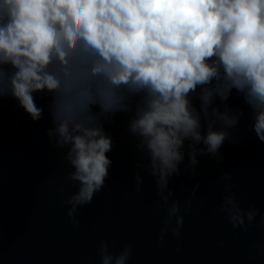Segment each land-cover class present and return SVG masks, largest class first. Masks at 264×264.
<instances>
[{
  "label": "clouds",
  "instance_id": "1",
  "mask_svg": "<svg viewBox=\"0 0 264 264\" xmlns=\"http://www.w3.org/2000/svg\"><path fill=\"white\" fill-rule=\"evenodd\" d=\"M233 92L244 107L229 103ZM37 96L48 100L46 136L63 150L64 178L76 185L71 194L57 190L73 227L110 178L106 125L125 115L139 155L135 192L143 170L166 209L159 241L171 232L179 251L192 203L173 199L180 166L187 160L184 171L194 176L198 157L223 160L220 149L238 142L245 117L264 142V0H0V109L10 98L39 122ZM234 187L224 184L219 210L247 231L259 209L243 208ZM132 247L113 253L101 239L96 254L100 264H128Z\"/></svg>",
  "mask_w": 264,
  "mask_h": 264
}]
</instances>
